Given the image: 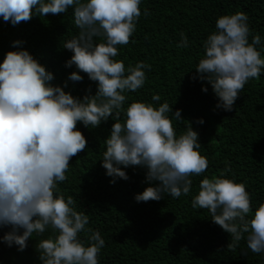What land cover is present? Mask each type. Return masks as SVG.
Here are the masks:
<instances>
[{
    "label": "clouds",
    "instance_id": "obj_1",
    "mask_svg": "<svg viewBox=\"0 0 264 264\" xmlns=\"http://www.w3.org/2000/svg\"><path fill=\"white\" fill-rule=\"evenodd\" d=\"M140 3L0 0V17L13 26L30 21L34 14L58 15L72 7L79 32L63 45L73 53L66 67L75 65L97 82L94 95L76 98L52 85L53 74L27 50L8 51L0 62V227H11L2 239L23 251L34 233L43 234L51 228L54 235L37 245L42 264H98L105 245L98 230L86 227L89 217L76 210L73 197L65 199L54 192L57 182L67 179L71 158L86 148L87 141L76 128L78 122L94 128L109 117L115 119L102 159L106 175L113 177L110 183L116 177L128 179L121 166L143 167L148 182H159L136 194L137 202L158 201L164 193L173 198L188 195L189 177L208 168L207 158L197 151L201 147L198 133L190 124L177 136L167 114L182 121L179 109L173 112L167 102L158 107L132 102L123 108L124 93L141 88L146 79L144 69L150 68L140 61L125 69L123 61L113 59L118 55L116 46L127 45L135 31ZM144 15H149L147 10ZM215 26L216 31L203 43L204 55L195 70L218 97L216 107L231 111L248 80L259 79L264 70V58L255 47L261 37L253 35L249 43L248 16L242 11L218 17ZM101 36L104 42L95 43L94 37ZM180 36L177 47H188L187 37ZM20 43L14 41L13 45ZM68 79L81 81L83 77L74 71ZM152 100L159 101L160 96L153 95ZM122 112L125 118L120 122ZM191 206L207 209L211 221L231 235L229 249H235L247 234L248 248L253 253L264 252V202L252 212L243 183L223 175L204 178ZM81 232L87 235V246L79 238Z\"/></svg>",
    "mask_w": 264,
    "mask_h": 264
},
{
    "label": "trees",
    "instance_id": "obj_2",
    "mask_svg": "<svg viewBox=\"0 0 264 264\" xmlns=\"http://www.w3.org/2000/svg\"><path fill=\"white\" fill-rule=\"evenodd\" d=\"M139 7L141 15L130 41L116 46L118 55L113 59L123 61L125 69L140 61L150 68L144 69L146 79L141 88L124 93L123 108L132 102L153 107L167 102L173 112L179 109L182 121L167 114L177 136L190 124L198 133L201 147L197 151L207 158L208 168L189 177L192 185L188 195L173 198L164 193L158 201L137 202L136 194L159 182H148L143 167L121 166L128 179L116 177L110 183L113 177L102 167L105 139L116 122L109 117L94 128L77 123L86 148L71 158L67 179L57 182L54 192L65 199L72 196L76 210L89 217L86 227L100 232L105 245L98 254V264H264V252L253 253L248 248L247 234L235 249H229L231 235L211 221L207 209L191 206L200 181L221 175L245 185L252 212L264 202V70L259 79L248 80L231 111L216 107L218 97L195 70L204 55V41L216 31L217 18L238 11L248 16L249 43L253 35L261 37L255 47L264 58V0H141ZM145 10L149 15H144ZM73 12L69 7L58 15L34 14L30 21L15 26L0 17V62L8 51L27 50L53 74L52 85L76 98L94 95L97 82L75 65L66 67L73 53L63 45L79 32ZM181 33L187 37L186 48L177 47ZM14 41L21 43L14 46ZM94 42H104V38L94 37ZM74 71L83 77L81 81L68 79ZM153 95H159L160 100L153 101ZM124 118L122 112L120 122ZM200 119L203 124L197 123ZM53 235L51 228L43 234L34 233L23 251L15 244L9 247L2 239L0 264H42L37 245ZM79 238L87 246L84 232Z\"/></svg>",
    "mask_w": 264,
    "mask_h": 264
},
{
    "label": "water",
    "instance_id": "obj_3",
    "mask_svg": "<svg viewBox=\"0 0 264 264\" xmlns=\"http://www.w3.org/2000/svg\"><path fill=\"white\" fill-rule=\"evenodd\" d=\"M11 231V227L10 226H2L0 227V241L2 240L3 236L5 233Z\"/></svg>",
    "mask_w": 264,
    "mask_h": 264
}]
</instances>
